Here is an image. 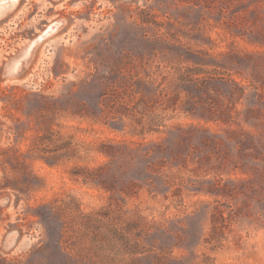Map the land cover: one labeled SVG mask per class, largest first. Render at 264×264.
Here are the masks:
<instances>
[{
	"label": "rangeland",
	"instance_id": "obj_1",
	"mask_svg": "<svg viewBox=\"0 0 264 264\" xmlns=\"http://www.w3.org/2000/svg\"><path fill=\"white\" fill-rule=\"evenodd\" d=\"M7 2L0 264H98L53 201L149 223L106 235L108 264H264V0Z\"/></svg>",
	"mask_w": 264,
	"mask_h": 264
},
{
	"label": "trees",
	"instance_id": "obj_2",
	"mask_svg": "<svg viewBox=\"0 0 264 264\" xmlns=\"http://www.w3.org/2000/svg\"><path fill=\"white\" fill-rule=\"evenodd\" d=\"M43 141L46 142L45 139H43ZM111 147L102 144L101 152L107 156H112ZM68 152L75 154L74 149H69ZM52 158H56V155L43 157V160L50 166H53L55 163L50 161ZM108 167V165L94 169L76 167L71 174L73 177L81 179L86 185L103 186V183H98V178L107 171ZM104 188L108 191H112L114 185ZM72 203L74 204V201ZM42 206L44 207L45 205ZM48 207L55 213L58 211L65 213L61 234L64 238V243L67 242H65L66 238L70 237L72 233L73 236H76L75 243L77 249L64 246L74 260L77 258L79 259V257L80 259H86L88 254L95 253L97 255L96 258L98 264H108L105 261V256L101 253L104 246L103 240L106 235L112 234L118 237H124V234L129 228L146 231L150 230L149 223H146L142 216L134 213L135 217L128 218L127 216H122L120 209L113 210V208H101L98 211L85 214L81 211L80 205L75 204L74 207H70V202L67 203V201H60L59 204L56 201H53ZM38 216L42 221H45V217L41 212H38ZM73 252L75 254H73Z\"/></svg>",
	"mask_w": 264,
	"mask_h": 264
},
{
	"label": "bare ground",
	"instance_id": "obj_3",
	"mask_svg": "<svg viewBox=\"0 0 264 264\" xmlns=\"http://www.w3.org/2000/svg\"><path fill=\"white\" fill-rule=\"evenodd\" d=\"M16 1V0H11V2ZM9 2H7V0H0V7H4L5 10H7L9 8ZM13 69H17V64L13 65Z\"/></svg>",
	"mask_w": 264,
	"mask_h": 264
}]
</instances>
